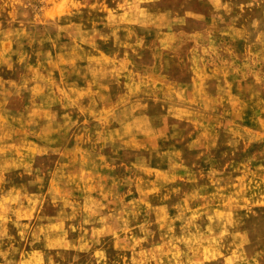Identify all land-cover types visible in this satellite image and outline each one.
<instances>
[{
	"label": "clouds",
	"instance_id": "9594fccd",
	"mask_svg": "<svg viewBox=\"0 0 264 264\" xmlns=\"http://www.w3.org/2000/svg\"><path fill=\"white\" fill-rule=\"evenodd\" d=\"M185 3L0 2V264H264V0Z\"/></svg>",
	"mask_w": 264,
	"mask_h": 264
},
{
	"label": "rangeland",
	"instance_id": "374dc122",
	"mask_svg": "<svg viewBox=\"0 0 264 264\" xmlns=\"http://www.w3.org/2000/svg\"><path fill=\"white\" fill-rule=\"evenodd\" d=\"M0 2H3V0H0ZM181 3H185V0H179V2L178 0H161V4L159 5V7L179 9ZM185 7H191L196 11H201L203 10L204 7V0H187V2L185 3ZM5 27H7L6 24ZM16 27H18V25H16ZM196 28L197 25H195L194 23H190L189 30H196ZM32 178L33 177H25L23 181L17 180L16 185L20 186L21 183L27 185L28 180ZM28 192L30 195L37 194V189L30 187L28 188ZM56 211H58V209ZM55 214L56 213L51 209L50 201H49V204L46 205L42 215H55ZM175 214H176L175 212L171 213V215H175ZM46 222L47 221H45V223ZM24 223H26V221ZM244 227L247 228V230L252 234L251 237L253 240L252 248L255 250H260V248H264V215L252 218L250 221L246 222ZM9 228H10V234L15 235V229H12L11 225H9ZM177 228H179V222ZM177 234H179V231ZM74 238H75V234L70 233L69 240H73ZM50 254L54 258L56 257L55 250L52 251ZM62 255L65 257V261L63 262V264H72L73 257L77 255H79V260L76 262V264H87L88 257L84 253L78 254L76 252L69 251V252H62ZM57 264H61V261L58 258H57Z\"/></svg>",
	"mask_w": 264,
	"mask_h": 264
}]
</instances>
